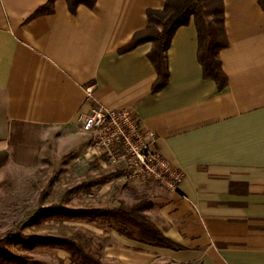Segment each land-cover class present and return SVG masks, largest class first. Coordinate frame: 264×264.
<instances>
[{"label": "crops", "instance_id": "crops-1", "mask_svg": "<svg viewBox=\"0 0 264 264\" xmlns=\"http://www.w3.org/2000/svg\"><path fill=\"white\" fill-rule=\"evenodd\" d=\"M259 1L222 0L228 40L219 53L228 79L222 92L202 76L191 21L175 32L166 53L168 85L152 95L157 75L147 58L151 44L120 50L146 28L147 11L162 9L166 0H96L92 9L80 6L75 14L57 0L50 14L35 18L48 0H0V152L8 154L0 170L11 162L13 139L23 129L61 156L81 153L88 144L81 114L95 105L130 109L153 136L151 147L183 172V180L175 193L154 183H128L131 187L117 197L113 184L127 181L122 174L112 176L90 188V207L148 201L152 208L146 216L180 249L148 246L114 231L104 234L93 222L90 235L107 239L103 263L264 264V11ZM59 256L71 264L67 253Z\"/></svg>", "mask_w": 264, "mask_h": 264}, {"label": "trees", "instance_id": "trees-1", "mask_svg": "<svg viewBox=\"0 0 264 264\" xmlns=\"http://www.w3.org/2000/svg\"><path fill=\"white\" fill-rule=\"evenodd\" d=\"M57 0L48 2L36 10L31 18L47 15L52 12V6ZM66 3L71 14L78 7L92 9L96 0H62ZM264 11V0L259 1ZM146 28L132 37L130 42L120 52H128L137 46L150 43L151 49L147 58L155 69L157 78L151 88L154 95L168 85V69L166 53L175 32L187 26L191 21L197 33V60L202 69L204 79L214 81L217 90L222 92L228 84L219 59V53L228 47L224 27V6L222 0H166L160 10H148ZM8 159L6 152H0V167ZM112 174L95 180H90L87 187L106 183ZM152 208L148 201H135L127 206L121 204L118 208H86L72 210L62 203L51 204L46 208L39 207L28 215L27 221L14 225L3 239H0V264H28L27 252L35 248L62 250L69 256L71 264H104L101 251L106 244V238H96L98 243L92 246L93 237L83 235L81 242L61 236L24 235L23 230L42 217L57 216L66 221L96 222L104 230V234L114 231L119 235L157 248L179 250L180 247L168 240L146 216ZM36 264V263H31Z\"/></svg>", "mask_w": 264, "mask_h": 264}, {"label": "rangeland", "instance_id": "rangeland-1", "mask_svg": "<svg viewBox=\"0 0 264 264\" xmlns=\"http://www.w3.org/2000/svg\"><path fill=\"white\" fill-rule=\"evenodd\" d=\"M26 131L23 129V133L16 134V139H13L12 160L0 170V239L14 225L26 222L28 215L39 207L62 203L72 210L90 208V200L94 198H90V187H87L90 180L102 177L108 171L124 176L126 173L121 167L108 164L105 158L102 160L107 164L106 168H101L97 163L100 159H85L83 154L86 148L81 153L74 151L61 156L53 147L44 145L39 135L32 137ZM128 183L124 180L115 182L114 195L122 197L124 189L131 187L127 186ZM125 200L128 205L131 203L129 199ZM23 234L61 236L81 242L83 235H90V223L66 221L57 216L42 217L37 223L25 228ZM92 237L95 249L98 241L96 237ZM60 252L64 251L31 249L26 254L28 264H67L60 258Z\"/></svg>", "mask_w": 264, "mask_h": 264}, {"label": "built area", "instance_id": "built-area-1", "mask_svg": "<svg viewBox=\"0 0 264 264\" xmlns=\"http://www.w3.org/2000/svg\"><path fill=\"white\" fill-rule=\"evenodd\" d=\"M91 93L92 87L86 88L88 97ZM78 121L81 131L88 136L85 159L105 158L108 164L126 172L125 179L130 184L154 183L167 192L178 191L183 172L151 147L153 136L142 130L132 110H109L95 105L89 113L81 114Z\"/></svg>", "mask_w": 264, "mask_h": 264}]
</instances>
